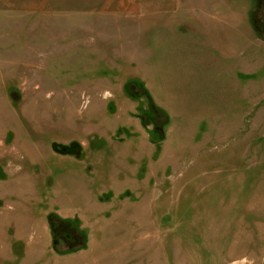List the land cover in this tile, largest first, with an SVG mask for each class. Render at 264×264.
Listing matches in <instances>:
<instances>
[{"label": "rangeland", "instance_id": "374dc122", "mask_svg": "<svg viewBox=\"0 0 264 264\" xmlns=\"http://www.w3.org/2000/svg\"><path fill=\"white\" fill-rule=\"evenodd\" d=\"M228 2L0 0V264H264V1Z\"/></svg>", "mask_w": 264, "mask_h": 264}, {"label": "crops", "instance_id": "0c3cea01", "mask_svg": "<svg viewBox=\"0 0 264 264\" xmlns=\"http://www.w3.org/2000/svg\"><path fill=\"white\" fill-rule=\"evenodd\" d=\"M148 7H149V11H155L154 14H170V13H177L178 11H180V14L182 16H187L184 14H190L191 12H193V8H195L196 12L195 15H191L193 17L192 20L197 21L198 24H200L199 21H210V20H225V21H231L234 20L236 15H235V2H232V4H230L228 2L227 6L231 5L232 11L229 12V10L227 9L226 11H224L223 13H221V10H218V7L220 6V0H148L147 3ZM188 5H191L188 8ZM211 6V7H210ZM198 9V11H197ZM203 10V12H201L200 10ZM234 11V12H233ZM173 13V14H174ZM190 17V18H192ZM196 26L199 27V25ZM202 24H204V22H202ZM210 24V22H209ZM230 26V24H228ZM11 176L13 175H7V192L10 189V187H13V189H18L20 184H21V188L22 187H26V183L25 180L21 177L16 178L13 177L11 178ZM29 177V175H26ZM12 179H14L15 183H11ZM30 186L36 191V183H32L30 184ZM29 187V185H28ZM23 189V188H22ZM10 205L7 203V210H10ZM73 216H70V218ZM63 218H69V216L67 217H63ZM79 219L82 222V225L85 227V224L83 223V220L81 219V217H79ZM16 229L17 232H15L14 237L17 241H20L21 239V235H20V231L24 226V224L19 220L16 221ZM27 225V224H26ZM9 242H7L8 244ZM30 247V245H29ZM31 248V247H30ZM29 248V249H30Z\"/></svg>", "mask_w": 264, "mask_h": 264}, {"label": "flooded vegetation", "instance_id": "af4514ba", "mask_svg": "<svg viewBox=\"0 0 264 264\" xmlns=\"http://www.w3.org/2000/svg\"><path fill=\"white\" fill-rule=\"evenodd\" d=\"M263 5H264V2H263ZM261 20H262L261 21V27H262V30H264V12H263V18ZM71 221H73V220H71ZM76 229L77 228L74 226L73 222L62 224L60 227L58 226L57 232L60 235V236H58L60 243L62 245H66L69 247H72L75 244L80 245L82 243L83 235L79 234Z\"/></svg>", "mask_w": 264, "mask_h": 264}, {"label": "trees", "instance_id": "16d2710c", "mask_svg": "<svg viewBox=\"0 0 264 264\" xmlns=\"http://www.w3.org/2000/svg\"><path fill=\"white\" fill-rule=\"evenodd\" d=\"M77 143H71L69 145H58L57 143H53V148H56L57 146H61V153H74V146H76L78 148V144ZM0 177H3V175H0ZM70 222H74L71 221L70 219L67 218H60L59 216L55 215V214H51L49 216V226L51 228V233H52V243L53 245L56 247L58 244L60 243V240L58 239V236H60L57 232L58 226L60 227L62 224H66V223H70ZM77 232L79 234L82 235V231L80 232V230L76 229ZM59 251V250H58ZM62 253V252H61Z\"/></svg>", "mask_w": 264, "mask_h": 264}]
</instances>
